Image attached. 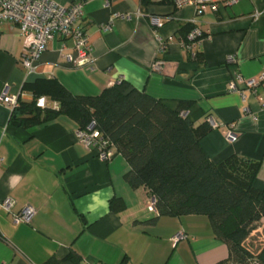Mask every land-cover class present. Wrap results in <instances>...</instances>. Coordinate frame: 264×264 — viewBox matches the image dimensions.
Listing matches in <instances>:
<instances>
[{
  "label": "crops",
  "instance_id": "1",
  "mask_svg": "<svg viewBox=\"0 0 264 264\" xmlns=\"http://www.w3.org/2000/svg\"><path fill=\"white\" fill-rule=\"evenodd\" d=\"M53 1L64 7L84 3L80 24L94 50L93 66L71 67L56 37L38 72L30 74L22 65L24 40L17 26L5 23L0 98L24 94L22 100L31 101L24 85L56 79L75 95L97 96L125 81L172 109L193 102L186 115L196 126L209 115L222 124L201 141L210 160L219 164L235 154L260 161L255 185L264 188V86L245 92V99L229 92L234 73L264 74V0H241L205 14L162 0L147 6L142 0ZM185 24L203 35L190 49L181 40ZM156 60L164 62L160 71L153 70ZM11 117L12 110L0 103V200L13 199V213L27 206L38 213L31 225L16 226L0 206V264H46L72 249L83 264H219L228 258L227 245L206 216L158 217L149 211L148 189L134 190L124 179L126 159L118 151L109 162L98 159L77 141L80 128L71 117L31 128L12 126ZM230 129L237 135L233 143L226 139ZM114 202L124 208L112 209ZM181 233L185 238L174 243Z\"/></svg>",
  "mask_w": 264,
  "mask_h": 264
},
{
  "label": "trees",
  "instance_id": "2",
  "mask_svg": "<svg viewBox=\"0 0 264 264\" xmlns=\"http://www.w3.org/2000/svg\"><path fill=\"white\" fill-rule=\"evenodd\" d=\"M152 1L142 0V4ZM194 30L190 24L181 27L186 46L202 39L203 35L196 41L189 39ZM194 58L199 60V54ZM23 91L32 100H21L13 110L12 126L31 128L62 115L74 119L80 129L94 123L128 162L126 183L134 190L148 189L155 198L158 217L206 216L215 237L229 250L228 258L219 264H264V188L255 185L261 162L234 154L213 163L201 146L212 131L210 115L196 126L186 115L193 102L180 101L172 109L125 81L97 96L75 95L56 79H37L24 85ZM41 98L56 108L41 107ZM118 203H112V209ZM46 264L83 262L72 249L64 259L52 258Z\"/></svg>",
  "mask_w": 264,
  "mask_h": 264
},
{
  "label": "built area",
  "instance_id": "3",
  "mask_svg": "<svg viewBox=\"0 0 264 264\" xmlns=\"http://www.w3.org/2000/svg\"><path fill=\"white\" fill-rule=\"evenodd\" d=\"M241 0H172L176 9L186 6L195 8L197 14H205L208 11L217 12L220 6H233ZM84 15V3L75 2L68 7L61 6L53 0H0V26L11 23L17 26L19 36L24 40L23 67L30 73H37L39 61L48 50L49 44L59 37L63 44L60 49L62 57L73 68H91L95 62L94 50L80 20ZM106 29H110L109 26ZM202 37L199 30H194L189 39L196 41ZM72 42L69 48L67 41ZM186 48H191L186 46ZM229 61H234L232 57ZM164 65L162 60H156L153 64L154 71H160ZM121 82V81H120ZM264 86V74L258 78H246L240 73H234L229 83V92L236 93L245 99V92L255 93L258 86ZM24 94L7 95L0 98V103L9 107L12 112L20 106ZM39 105L45 107V100H40ZM212 129H220L222 124L214 116L207 119ZM77 141L87 150L92 152L103 162L112 160L117 152L115 145L104 137L95 124L92 123L86 129H80L76 133ZM226 139L233 143L237 135L230 129L226 132ZM2 158H0V164ZM156 200L149 202V211L157 213ZM0 206L12 215V223L18 225H31L38 210L33 206H27L17 213L12 210L15 201L11 198L0 200ZM185 238L183 233L173 238V242Z\"/></svg>",
  "mask_w": 264,
  "mask_h": 264
},
{
  "label": "rangeland",
  "instance_id": "4",
  "mask_svg": "<svg viewBox=\"0 0 264 264\" xmlns=\"http://www.w3.org/2000/svg\"><path fill=\"white\" fill-rule=\"evenodd\" d=\"M248 244H252L251 242H248ZM254 244V248H251L252 250H255L256 249V247L258 246V244H259V240H257V242L256 243H253Z\"/></svg>",
  "mask_w": 264,
  "mask_h": 264
}]
</instances>
